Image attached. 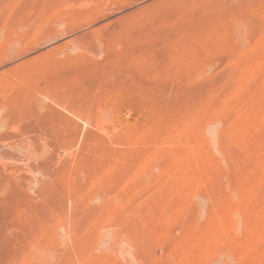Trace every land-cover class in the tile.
Listing matches in <instances>:
<instances>
[{
	"label": "rangeland",
	"instance_id": "rangeland-1",
	"mask_svg": "<svg viewBox=\"0 0 264 264\" xmlns=\"http://www.w3.org/2000/svg\"><path fill=\"white\" fill-rule=\"evenodd\" d=\"M0 75V264H264V0H0Z\"/></svg>",
	"mask_w": 264,
	"mask_h": 264
},
{
	"label": "bare ground",
	"instance_id": "bare-ground-1",
	"mask_svg": "<svg viewBox=\"0 0 264 264\" xmlns=\"http://www.w3.org/2000/svg\"><path fill=\"white\" fill-rule=\"evenodd\" d=\"M3 57H4V56H3ZM5 57H8V56H5ZM5 57H4V58H5ZM2 76H3V75H0V78H1Z\"/></svg>",
	"mask_w": 264,
	"mask_h": 264
}]
</instances>
